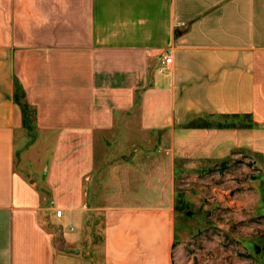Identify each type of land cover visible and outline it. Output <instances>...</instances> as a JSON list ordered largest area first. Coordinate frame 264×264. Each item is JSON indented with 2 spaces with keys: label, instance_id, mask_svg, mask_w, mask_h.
I'll return each mask as SVG.
<instances>
[{
  "label": "crops",
  "instance_id": "0c3cea01",
  "mask_svg": "<svg viewBox=\"0 0 264 264\" xmlns=\"http://www.w3.org/2000/svg\"><path fill=\"white\" fill-rule=\"evenodd\" d=\"M235 150L264 155V0H0V264H175L179 176Z\"/></svg>",
  "mask_w": 264,
  "mask_h": 264
},
{
  "label": "rangeland",
  "instance_id": "374dc122",
  "mask_svg": "<svg viewBox=\"0 0 264 264\" xmlns=\"http://www.w3.org/2000/svg\"><path fill=\"white\" fill-rule=\"evenodd\" d=\"M17 97L23 103L22 95ZM26 121L27 136L18 142L19 156L37 134L32 119ZM251 124L234 120L236 127ZM35 157L37 169L46 165L45 155ZM178 183L175 264H264L263 153L235 150L227 160L185 172ZM95 232L101 235L102 228ZM95 244L101 248L100 240Z\"/></svg>",
  "mask_w": 264,
  "mask_h": 264
},
{
  "label": "built area",
  "instance_id": "2783aa9c",
  "mask_svg": "<svg viewBox=\"0 0 264 264\" xmlns=\"http://www.w3.org/2000/svg\"><path fill=\"white\" fill-rule=\"evenodd\" d=\"M171 64H172V57H171V55L169 53L168 54H165L164 60H163L164 68L166 70H169ZM51 203H52L53 206L55 205V202L54 201H52ZM62 215H63V211L62 210L59 209V210L56 211V216L57 217H62Z\"/></svg>",
  "mask_w": 264,
  "mask_h": 264
},
{
  "label": "trees",
  "instance_id": "16d2710c",
  "mask_svg": "<svg viewBox=\"0 0 264 264\" xmlns=\"http://www.w3.org/2000/svg\"><path fill=\"white\" fill-rule=\"evenodd\" d=\"M22 108H23V114H24L25 120H27L29 118V109L31 110V108L29 107V105L26 102L24 104H22ZM196 125H197L196 121H193L190 124V126H196ZM198 126H206V127H209V126H211V124H209V123H207V124L200 123Z\"/></svg>",
  "mask_w": 264,
  "mask_h": 264
},
{
  "label": "water",
  "instance_id": "95a60500",
  "mask_svg": "<svg viewBox=\"0 0 264 264\" xmlns=\"http://www.w3.org/2000/svg\"><path fill=\"white\" fill-rule=\"evenodd\" d=\"M64 251H66V252H70V253H73V252H77L76 250H72V249H64Z\"/></svg>",
  "mask_w": 264,
  "mask_h": 264
}]
</instances>
